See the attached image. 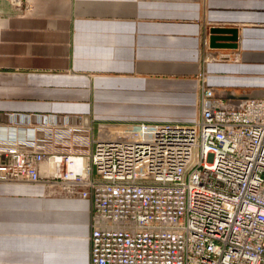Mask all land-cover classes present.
Segmentation results:
<instances>
[{"label":"crops","instance_id":"0c3cea01","mask_svg":"<svg viewBox=\"0 0 264 264\" xmlns=\"http://www.w3.org/2000/svg\"><path fill=\"white\" fill-rule=\"evenodd\" d=\"M27 4L0 0L2 138L31 135L18 114L192 121L203 71L225 99L264 96V0ZM215 28L235 30L237 47H212ZM45 189L0 182V264H89V200Z\"/></svg>","mask_w":264,"mask_h":264},{"label":"built area","instance_id":"2783aa9c","mask_svg":"<svg viewBox=\"0 0 264 264\" xmlns=\"http://www.w3.org/2000/svg\"><path fill=\"white\" fill-rule=\"evenodd\" d=\"M224 97L203 71L188 122L14 115L0 182L89 200V264H264V96Z\"/></svg>","mask_w":264,"mask_h":264},{"label":"water","instance_id":"95a60500","mask_svg":"<svg viewBox=\"0 0 264 264\" xmlns=\"http://www.w3.org/2000/svg\"><path fill=\"white\" fill-rule=\"evenodd\" d=\"M211 46L214 48H236L237 35L235 30L215 28L211 31ZM229 35V36H223ZM228 37V38H226Z\"/></svg>","mask_w":264,"mask_h":264}]
</instances>
